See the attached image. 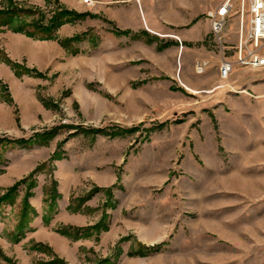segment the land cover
<instances>
[{"label":"rangeland","instance_id":"374dc122","mask_svg":"<svg viewBox=\"0 0 264 264\" xmlns=\"http://www.w3.org/2000/svg\"><path fill=\"white\" fill-rule=\"evenodd\" d=\"M223 1L0 0L84 12L54 38L0 28V138L41 137L0 144V264H264V67L220 75Z\"/></svg>","mask_w":264,"mask_h":264},{"label":"built area","instance_id":"2783aa9c","mask_svg":"<svg viewBox=\"0 0 264 264\" xmlns=\"http://www.w3.org/2000/svg\"><path fill=\"white\" fill-rule=\"evenodd\" d=\"M90 3L92 0H88ZM235 0H225L215 8L207 11L211 19V30L221 39L227 18L233 10ZM240 5V31L236 46V60L222 58L220 75L231 73L235 64L248 66L253 69L264 67V0H237ZM207 61L198 59L196 71L203 72Z\"/></svg>","mask_w":264,"mask_h":264},{"label":"trees","instance_id":"16d2710c","mask_svg":"<svg viewBox=\"0 0 264 264\" xmlns=\"http://www.w3.org/2000/svg\"><path fill=\"white\" fill-rule=\"evenodd\" d=\"M36 13V10H33L29 7H22L17 5H11L9 7H3L0 8V28H11L14 30H23L29 35L42 37V38H54L56 36V29L57 27L62 24L63 22L74 20L78 16L84 15V12H77L74 10L66 9L65 11H60L56 15H54L49 22L43 23L42 22H29L27 23L26 18L29 14ZM129 32V29L122 30V32ZM69 40V39H68ZM67 40L64 41V44L66 45ZM51 132V131H49ZM48 134V133H47ZM40 136V134H35L33 137L26 139L24 137L22 138H0V144L2 142H10V143H29L33 138H36ZM41 137H38L36 139H40ZM12 190V189H11ZM9 191L8 193L0 196V205L2 203L6 202H14L15 195L11 194L12 191ZM29 206L28 200H24V210H26ZM31 209V208H30ZM24 219L25 223L30 220L28 218V214H25L23 212L22 219ZM23 221V220H22ZM21 226H25L23 222L21 223ZM160 244L158 245H151L149 246L150 249L157 248L159 249Z\"/></svg>","mask_w":264,"mask_h":264},{"label":"crops","instance_id":"0c3cea01","mask_svg":"<svg viewBox=\"0 0 264 264\" xmlns=\"http://www.w3.org/2000/svg\"><path fill=\"white\" fill-rule=\"evenodd\" d=\"M173 6H175L177 3H176V1H173ZM218 5V4H217ZM171 15V14H170ZM207 18H208V20H209V22H210V29H211V19H210V17L207 15ZM168 22H169V24L171 25V26H176V27H178V26H181V25H179V24H181V19H180V16L179 15H172V16H170L169 18H168ZM208 24V23H207ZM159 24L158 23H154V27H157V28H159ZM185 36H186V33H185Z\"/></svg>","mask_w":264,"mask_h":264},{"label":"bare ground","instance_id":"6f19581e","mask_svg":"<svg viewBox=\"0 0 264 264\" xmlns=\"http://www.w3.org/2000/svg\"><path fill=\"white\" fill-rule=\"evenodd\" d=\"M241 5V3H240ZM240 23H241V18H240ZM226 24V23H225ZM231 73H225V75H221L223 78H227Z\"/></svg>","mask_w":264,"mask_h":264}]
</instances>
